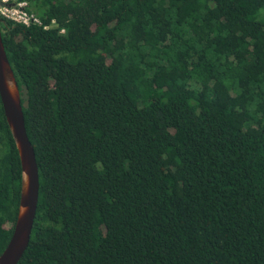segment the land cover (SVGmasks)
Returning a JSON list of instances; mask_svg holds the SVG:
<instances>
[{"label": "trees", "instance_id": "16d2710c", "mask_svg": "<svg viewBox=\"0 0 264 264\" xmlns=\"http://www.w3.org/2000/svg\"><path fill=\"white\" fill-rule=\"evenodd\" d=\"M26 1L42 25L0 17L39 177L17 264H264V0ZM19 195L0 100V253Z\"/></svg>", "mask_w": 264, "mask_h": 264}, {"label": "water", "instance_id": "95a60500", "mask_svg": "<svg viewBox=\"0 0 264 264\" xmlns=\"http://www.w3.org/2000/svg\"><path fill=\"white\" fill-rule=\"evenodd\" d=\"M0 100L20 160V195L11 236L0 253V264H17L30 239L35 217L39 177L33 146L25 125L19 91L0 37Z\"/></svg>", "mask_w": 264, "mask_h": 264}, {"label": "built area", "instance_id": "2783aa9c", "mask_svg": "<svg viewBox=\"0 0 264 264\" xmlns=\"http://www.w3.org/2000/svg\"><path fill=\"white\" fill-rule=\"evenodd\" d=\"M0 17L9 19L25 26L32 24L42 25L37 15L27 10L26 0H0ZM51 25H44L49 28ZM63 32V29H61Z\"/></svg>", "mask_w": 264, "mask_h": 264}]
</instances>
